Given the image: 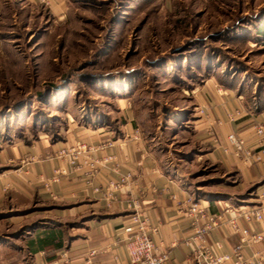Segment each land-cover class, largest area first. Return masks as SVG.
I'll return each mask as SVG.
<instances>
[{
  "label": "rangeland",
  "instance_id": "1",
  "mask_svg": "<svg viewBox=\"0 0 264 264\" xmlns=\"http://www.w3.org/2000/svg\"><path fill=\"white\" fill-rule=\"evenodd\" d=\"M65 2L57 18L30 0L1 1L0 175L39 159L10 161L19 147L40 152L98 131L113 139L128 126L200 198L226 211L254 202L235 160L210 156L221 122L208 115L213 96L264 112V0ZM39 206L19 193L3 203L0 247L31 232L14 222Z\"/></svg>",
  "mask_w": 264,
  "mask_h": 264
},
{
  "label": "crops",
  "instance_id": "2",
  "mask_svg": "<svg viewBox=\"0 0 264 264\" xmlns=\"http://www.w3.org/2000/svg\"><path fill=\"white\" fill-rule=\"evenodd\" d=\"M30 1L45 6L57 18L63 17L66 10L65 0H46V3ZM213 97L208 116L210 120L220 119L221 126L218 136L211 139L213 151L210 156L225 164L231 162V158L229 155L223 156L222 141L228 134L234 133L254 148L257 141L253 127L256 123H264V112L252 116L245 106H238L240 102L230 96ZM230 113L234 116L232 120L228 118ZM134 132L132 127L127 126L125 136L118 139L98 131L74 141L69 139L55 143L48 150L38 152L33 148L19 147L18 154L11 153L8 157L10 161L23 158L29 152L39 159L27 166L20 165L15 172L0 175V209L6 200L11 201L12 196L19 193L30 201L40 203V210L17 217L14 223L24 230L31 228V232L18 237L12 248L9 247L11 242H3L0 264H126L125 238L134 202L147 217L149 225L157 229L153 238L159 250L168 253V264H197L192 257V229L186 215L191 204H200L198 206L208 215L220 216L222 222L208 236L207 242L220 244L221 251L230 254L238 244L239 236L228 220L239 209L258 203V197L264 190V156L260 163L243 164L235 160L234 167L238 170L241 187L255 186L257 198L254 197V202L249 205L233 208L234 211L230 213L222 204L215 203L220 199L200 198L199 193H193L164 172L140 135L134 140ZM107 141L113 142V146L101 149L99 145ZM76 143L93 147V150L86 151L76 159L77 169L67 160L55 156L59 150ZM107 156H112L113 160L101 163ZM85 161H96L97 172L94 176L84 165ZM58 168L65 169L66 175H56ZM55 176L56 181L49 190L45 189L42 180ZM126 176H129V180L113 192L120 206L113 211L107 210L103 190L109 182H120ZM43 203L50 206L46 207ZM35 213L46 216L36 226L26 224L25 219H30ZM238 224L240 227L245 225L239 219ZM253 230L264 235V222L254 225ZM263 249L264 242L246 247L243 254L250 257L253 252ZM91 251H95V255L91 256Z\"/></svg>",
  "mask_w": 264,
  "mask_h": 264
},
{
  "label": "built area",
  "instance_id": "3",
  "mask_svg": "<svg viewBox=\"0 0 264 264\" xmlns=\"http://www.w3.org/2000/svg\"><path fill=\"white\" fill-rule=\"evenodd\" d=\"M40 3H46V0H39ZM233 116L229 115L232 120ZM254 136L257 145L252 148L247 142L238 135L231 133L226 138V145L221 146L222 153L230 156L234 160L243 164H252L262 162L264 156V123L254 125ZM134 140L139 136V132L135 130ZM228 145V146H227ZM113 146V142L107 141L99 145L101 149H107ZM229 148L232 151H229ZM257 148V149H256ZM93 150V147L84 143H76L74 145L63 148L55 155L58 159L67 160V163L77 169L76 159L86 151ZM113 160L112 156H107L101 163H108ZM84 165L90 170L92 175L96 174V161H85ZM56 175H66L65 169L58 168ZM129 180L126 176L120 182H109L103 190V198L105 207L109 211H113L120 206L119 201L114 196V190L120 189L121 185ZM56 181V176L49 180H42L43 187L49 190L51 184ZM98 191V189H95ZM133 209L130 215L127 236L125 238V249L128 261L126 264H168L169 256L166 252H161L158 245L154 241L157 229L152 228L145 214L141 211L138 204L134 202L131 206ZM234 211L229 210L228 212ZM235 216L228 220V224L232 230L238 234L239 242L233 248L230 254L221 251L220 244H210L207 242L208 236L221 224L220 216L208 215L203 208L197 204H191L188 207L186 215L190 221L192 229V257L197 264H264V249L255 251L250 257H245L243 250L264 242L262 232L254 231L253 226L264 222V190L258 197V203L241 208L235 212ZM238 219L245 225L240 227ZM91 256L95 255V251H91Z\"/></svg>",
  "mask_w": 264,
  "mask_h": 264
},
{
  "label": "trees",
  "instance_id": "4",
  "mask_svg": "<svg viewBox=\"0 0 264 264\" xmlns=\"http://www.w3.org/2000/svg\"><path fill=\"white\" fill-rule=\"evenodd\" d=\"M123 137V136H122ZM122 137H117V138H113V139H118V138H122Z\"/></svg>",
  "mask_w": 264,
  "mask_h": 264
}]
</instances>
